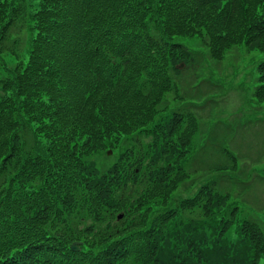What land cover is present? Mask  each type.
Returning a JSON list of instances; mask_svg holds the SVG:
<instances>
[{
  "label": "trees",
  "instance_id": "16d2710c",
  "mask_svg": "<svg viewBox=\"0 0 264 264\" xmlns=\"http://www.w3.org/2000/svg\"><path fill=\"white\" fill-rule=\"evenodd\" d=\"M240 44L264 101V0H0V264H258L227 195L172 197L202 97L181 79Z\"/></svg>",
  "mask_w": 264,
  "mask_h": 264
},
{
  "label": "rangeland",
  "instance_id": "374dc122",
  "mask_svg": "<svg viewBox=\"0 0 264 264\" xmlns=\"http://www.w3.org/2000/svg\"><path fill=\"white\" fill-rule=\"evenodd\" d=\"M203 55L204 57L209 56L207 49H203ZM261 59L262 57L255 51L246 53L243 46H240L238 50L234 46L225 54L223 59L218 62L219 66L225 71L214 68L210 69V66L213 67L217 63L210 58L207 59L209 61L204 62L206 69L203 68L200 72L207 73V71H209L210 75L207 79L216 82L219 87L211 94L212 99L206 105L208 110L200 112V115L208 116L210 114L209 112H211L208 125L215 122L216 126H219L220 129H214L217 137L222 135L223 132H221V128H225V126H227V129L225 128V131H227L230 128L233 130L235 127L242 124H250L252 126L260 125V127L264 124V103L263 106L260 107L258 103L248 101L250 88L252 84H254V68ZM232 69L240 72L236 78L231 75ZM181 80H183V85L186 87L185 90L188 93V86L193 83V76H191V74H184ZM173 104H175V102H173ZM252 106H255V108H252ZM207 120L205 123H207ZM248 131L251 130H247V132ZM255 132L256 131H254L253 134ZM203 134H201L200 138L197 140L195 149H197L199 145H202L201 137ZM241 137L242 134L238 132L229 138V142L220 141L219 144L222 146L229 144L230 148L238 149L241 143ZM253 142H257L256 147L258 152L256 156H241L239 163L247 168L248 174L263 177L262 181H257L256 179L251 180L247 192L248 198H246L245 201L252 205L251 208L249 205L246 206L247 211L264 220V210L257 209L264 206V131H261L260 138L253 139ZM253 146L254 143L252 144V147ZM212 154H214V150H209V158ZM202 161L205 162L204 160ZM247 175L242 179L247 180L249 178ZM183 193L184 192H182V194Z\"/></svg>",
  "mask_w": 264,
  "mask_h": 264
}]
</instances>
